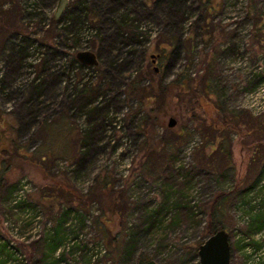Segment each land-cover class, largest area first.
<instances>
[{
    "label": "rangeland",
    "instance_id": "obj_1",
    "mask_svg": "<svg viewBox=\"0 0 264 264\" xmlns=\"http://www.w3.org/2000/svg\"><path fill=\"white\" fill-rule=\"evenodd\" d=\"M77 1L69 0L68 7ZM116 1L134 20L123 29L128 47L118 41V24L106 8L97 20L69 34L62 30L68 18L55 17L58 0H0V176L10 185L28 176L30 201L42 204L47 219L50 212L59 216L67 206L87 216L84 224L79 218L74 224H50L40 235L23 238L29 224H14L15 232L5 222L0 203V264H44L41 254L54 243L61 247L47 263L63 254L57 264H86L85 256L77 251L70 256L63 248L75 232L78 240L105 241L108 250L96 264H139L141 258L199 264L197 247L207 236V202L220 191L229 194L224 212L230 263L264 264V226L258 230L247 225L250 215L240 222L234 207L264 168V114L253 117L245 109L246 94L264 90V0H183L179 10L166 2L156 6L157 0ZM85 51L98 55L96 66L74 65L75 55ZM171 51L178 60L165 83L185 71L214 80L225 91L228 109L256 119L261 139L254 140L248 128L242 136L225 130L219 143L229 149L227 159L212 157L206 147L212 135L197 127L192 111L178 113L174 104L147 107V101L140 104L130 97L127 89L147 85L151 70L164 73ZM30 56L36 62L30 72H22V62ZM112 62L118 74L110 71ZM23 73L26 78L35 73L45 90L33 80L19 84ZM94 110L97 115L90 113ZM195 111V116L207 118L202 109ZM145 112L163 118V123L159 120L147 131L139 128ZM105 118L114 122H105L103 129ZM171 119L175 125L168 128ZM94 127L97 136L84 144ZM66 130L75 134L69 158ZM42 153L53 158L42 163ZM65 161L75 170L67 173ZM191 169L198 172L189 182L183 174ZM54 182L62 187H54ZM168 188L173 191L169 196ZM91 193L102 198L86 200ZM256 198L263 205L252 214L264 212V192ZM163 213V221L150 227L148 217L162 218ZM53 227L55 233L45 232ZM130 242L133 250L127 255Z\"/></svg>",
    "mask_w": 264,
    "mask_h": 264
},
{
    "label": "trees",
    "instance_id": "obj_2",
    "mask_svg": "<svg viewBox=\"0 0 264 264\" xmlns=\"http://www.w3.org/2000/svg\"><path fill=\"white\" fill-rule=\"evenodd\" d=\"M91 1V0H90ZM92 5L89 3V0H78L73 5L66 6L64 12L62 15V20H66L68 23H65L62 30L66 31V33H73L75 30H80L83 26L87 25L91 21L97 20L99 17V11L101 12L102 8H106V14L110 19L118 26L116 35L119 38L118 41L121 42V44L125 43V31L123 30L124 27H126V23L133 22L134 20L129 17V13H125L122 11V6L119 5L118 1L116 0H92ZM167 6H169L172 9L179 10L183 8L185 2L183 0H157L154 2V5L165 3ZM121 9V10H120ZM186 13L183 11L181 13V16H184ZM60 16V17H61ZM59 17V18H60ZM57 18V19H59ZM92 18V20H91ZM87 23V24H86ZM130 46V45H129ZM96 58L98 57L97 54H95ZM178 60V55L175 53V51H171L168 55V63L165 66L164 73L158 71L151 70L149 72V81L147 85L144 87H141L139 90L136 88H128L127 92L128 95L136 100H139L140 104H143V101H147V107H150V103L152 104H158L159 108L165 107L169 108L171 105H175V111L179 113V109L181 110H188L192 111V120H194L197 124V127L208 129L209 133L212 135L211 141L206 145V147L209 149V155L212 154L213 156H222L227 159L228 151L229 149L226 147V145L220 144V140H222V136L219 134L222 133L225 130H230L235 133H237L239 136L243 135L242 130L244 128H248L249 135L253 137L254 140H260L262 137V133L259 131L258 127H256L257 122L256 119H250L249 116L245 114V112L242 111H231L227 108V98L225 96V91L223 88H221L218 84L214 83V80L209 79L206 80L205 78H194L191 77L190 74L185 71V73L180 76L176 77L172 81L165 83L164 77L173 70L174 66L176 65ZM24 63V60L22 62V65ZM73 63L78 64L80 63L73 59ZM110 64L112 66H110ZM109 64V69L112 73L118 74V71L116 68L113 67L114 62ZM151 73V74H150ZM151 75V77H150ZM4 79V77H3ZM203 85L201 86V84ZM35 86H41L42 85V92L45 90L43 81H34ZM41 88V87H39ZM158 108V109H159ZM199 108L204 111V113L207 114V118L202 120L200 117L195 116V109ZM152 110V109H151ZM169 111V110H168ZM91 114L97 115L98 111L94 110L90 112ZM244 114V115H242ZM167 113H163V117L167 116ZM31 114H29L30 118ZM248 118V122H246L245 118ZM107 118V117H106ZM104 119L102 123V127L104 129L105 122L107 124H112L114 121L111 119ZM177 118V117H176ZM240 118V120L238 119ZM107 120V121H105ZM139 128H144L145 131L148 130L149 127H154L159 122V118L156 116H152L149 112H145L144 115L141 116L139 119ZM163 118H161V123H163ZM244 121V122H241ZM168 127V126H167ZM94 127V132L91 133L90 136H87L85 139L84 144H88L92 142V140L97 136L98 129ZM104 134V133H103ZM83 144L84 147H86ZM81 152L84 150V148L80 149ZM68 161H65V167L67 173H71L75 167L72 163H66ZM197 169H191L188 171H184V177L187 181L191 182L192 178L195 173H197ZM28 177V176H27ZM45 178H50L54 180V178L47 176L45 174ZM264 178V168L259 171V173L255 176V178L252 180L249 187H247L239 196L238 200L236 201L234 207L239 211L240 222L243 220L246 216H251L250 221L247 225L252 226L253 228H257L258 230L263 228L264 226V212L255 213L252 214V212H256L258 209L262 207L261 202H255L252 203L253 199L251 196V190H253L257 184ZM19 178L16 180L12 185L9 184L6 178L0 176V203L3 207V212L5 215V219L14 224H18V221H23L22 215L25 212H30L31 214L35 213L37 209H40L42 211V215L45 218V210L40 203H36V201L31 200L29 197V201H19L15 206L12 204L13 201V195L16 190L17 184L19 183ZM56 180V179H55ZM54 180V181H55ZM65 181V180H64ZM226 181V180H225ZM224 181V182H225ZM66 182V181H65ZM64 182V184H66ZM54 187L59 186L58 188L62 187V184L57 185L56 182H54ZM63 184V185H64ZM67 187L66 185H64ZM63 189V191H62ZM61 191L64 192V188H62ZM61 192V193H62ZM66 194L69 195L67 190H65ZM168 196L173 193L172 189L168 188L167 190ZM114 194V192H112ZM63 194V193H62ZM65 196V194H63ZM80 197V196H79ZM78 197V198H79ZM229 194L227 192L220 191L212 196L211 199L207 202V220H206V234H212L216 232L217 230H225L226 228V217L224 212V204L225 201L228 199ZM102 196L97 193H91L86 198L88 201H94L96 199H101ZM56 200L59 199V196L56 195ZM168 199V198H167ZM70 202L71 200L68 198L67 200ZM177 206H179V203H175ZM195 207V206H194ZM188 211L190 214L194 215V212L191 209V206H188ZM155 214V213H154ZM152 215L148 217V224L150 227L155 226L156 224H160L163 221V217L166 215L165 213L162 214V218H158V216ZM158 214V212H157ZM165 214V215H164ZM56 215V216H55ZM50 218H45L48 220L51 224H74L75 220L79 218V220L84 224L86 220V215L84 216L81 210L79 209H73L72 207H66L62 213L58 216L57 213L51 214L49 213ZM26 224V223H25ZM238 224V222H236ZM255 224V225H254ZM56 232V227L50 228L45 230L46 233H50L51 231ZM53 233V234H54ZM71 238L64 243V247L68 253L71 254L75 251L80 253V256L83 255L86 257V264H90L91 262V256L89 253V249L86 244V239L82 238L78 240L77 232L71 233ZM81 237V235H80ZM103 240L102 238H98ZM73 241V243H71ZM104 241V240H103ZM105 242V241H104ZM106 244V243H105ZM107 246V245H106ZM56 247H61L60 245L57 246L56 243L51 244L49 251H43L41 254V260L44 259V264L47 263V259L51 258V253H53L54 250H56ZM108 250V248H107ZM133 250L132 242H130L127 247L125 248L126 254L129 255L131 251ZM56 252V251H55ZM75 257V253L73 254ZM60 257L53 258L54 260L49 261L47 264H57L58 261H63V254H59ZM79 257V256H77ZM47 258V259H46ZM148 260V259H146ZM145 259L141 258L139 260V264L146 261ZM65 262V261H64ZM30 264H36L34 261H31Z\"/></svg>",
    "mask_w": 264,
    "mask_h": 264
},
{
    "label": "built area",
    "instance_id": "obj_3",
    "mask_svg": "<svg viewBox=\"0 0 264 264\" xmlns=\"http://www.w3.org/2000/svg\"><path fill=\"white\" fill-rule=\"evenodd\" d=\"M35 60L32 56L26 59L24 62V67L22 72H30L32 70V66L35 64ZM76 66H79L78 64H75ZM81 65V64H80ZM80 68H87L88 66H79ZM1 68V67H0ZM23 73L19 78H18V83L19 84H26L29 81H38V79L35 77V73L29 74L28 78L27 75ZM3 72H0V81L2 79ZM258 88V87H257ZM256 89V88H255ZM251 91L250 93L246 94L245 100H247L245 104V109L251 114L253 117H260L264 114V99L262 98V95L264 93V90L261 88H258L256 90ZM119 127H117L118 130ZM107 132V131H106ZM106 134V133H105ZM110 134V132H108ZM199 139V138H197ZM106 140L114 141V138L110 135H106ZM190 144V143H189ZM192 144L188 145V150H191ZM64 163V162H63ZM64 166L65 163H64ZM32 191V183L28 179L27 176L22 177L19 180V183L17 184L16 190L13 195V201L12 204L14 206L19 202V201H29L30 197V192ZM262 192H264V178L257 184V186L251 190V196H252V203H255L258 198H256V195H260ZM257 203V202H256ZM22 215L23 221H18V224H29L26 228L27 231H25L22 236L23 238H27L29 235H34L38 236L42 232L43 228L46 226L49 228V225L51 224L48 220H46L43 215L42 211L40 209H37V211L33 214L30 212H25ZM242 222H245V218L241 220ZM5 222L7 224H11L12 227H15V232H17L16 226H13L12 223L8 222L5 219ZM73 243V241L71 242ZM87 247L89 249V253L91 256V262L90 264H96L98 260L106 254L107 252V246L105 242L101 239H96L95 241H87L86 240Z\"/></svg>",
    "mask_w": 264,
    "mask_h": 264
},
{
    "label": "water",
    "instance_id": "obj_4",
    "mask_svg": "<svg viewBox=\"0 0 264 264\" xmlns=\"http://www.w3.org/2000/svg\"><path fill=\"white\" fill-rule=\"evenodd\" d=\"M69 0H58L55 17L59 18L64 12ZM75 59L84 66H96L97 58L92 52H78ZM175 121L171 119L168 128H172ZM199 264H231V247L228 233L221 229L209 234L197 247ZM141 264H160L153 259H148Z\"/></svg>",
    "mask_w": 264,
    "mask_h": 264
},
{
    "label": "crops",
    "instance_id": "obj_5",
    "mask_svg": "<svg viewBox=\"0 0 264 264\" xmlns=\"http://www.w3.org/2000/svg\"><path fill=\"white\" fill-rule=\"evenodd\" d=\"M62 123H63V126L65 127V125H66L65 122L62 121ZM65 134H66V139L68 141V144H69V147H70V152H71V154H69L68 157H65V158H69V157H72L73 156L72 140H73L75 134H73L69 130H66L65 131ZM51 158H53V156L51 155V153H42V163H44L47 160H51Z\"/></svg>",
    "mask_w": 264,
    "mask_h": 264
}]
</instances>
